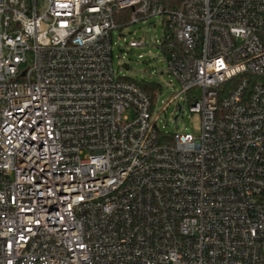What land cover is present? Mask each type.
Returning a JSON list of instances; mask_svg holds the SVG:
<instances>
[{
	"label": "built area",
	"instance_id": "built-area-1",
	"mask_svg": "<svg viewBox=\"0 0 264 264\" xmlns=\"http://www.w3.org/2000/svg\"><path fill=\"white\" fill-rule=\"evenodd\" d=\"M42 1L0 0V264H264V0ZM152 18L198 135L116 74Z\"/></svg>",
	"mask_w": 264,
	"mask_h": 264
},
{
	"label": "rangeland",
	"instance_id": "rangeland-1",
	"mask_svg": "<svg viewBox=\"0 0 264 264\" xmlns=\"http://www.w3.org/2000/svg\"><path fill=\"white\" fill-rule=\"evenodd\" d=\"M166 33L162 18H152L115 30L113 65L120 77L136 82L155 83L161 87L152 111L153 116L158 118L160 129L169 134L198 135L201 120L199 115L190 112L189 99L180 95L170 103L174 96L181 92V87L166 72V55L160 47ZM133 40H143L146 46L130 48L128 44ZM178 105L183 107L182 114L178 111Z\"/></svg>",
	"mask_w": 264,
	"mask_h": 264
},
{
	"label": "trees",
	"instance_id": "trees-1",
	"mask_svg": "<svg viewBox=\"0 0 264 264\" xmlns=\"http://www.w3.org/2000/svg\"><path fill=\"white\" fill-rule=\"evenodd\" d=\"M178 1V0H177ZM176 4H178V2H175L174 7L176 6ZM139 83V82H138ZM140 85H142L145 89H147L150 92L155 91L158 88V85L155 83H146V82H141L139 83Z\"/></svg>",
	"mask_w": 264,
	"mask_h": 264
}]
</instances>
